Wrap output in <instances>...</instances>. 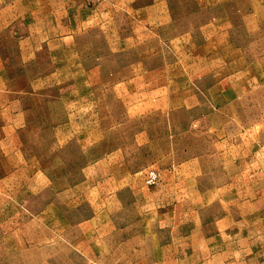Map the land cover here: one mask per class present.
I'll list each match as a JSON object with an SVG mask.
<instances>
[{
  "label": "rangeland",
  "instance_id": "1",
  "mask_svg": "<svg viewBox=\"0 0 264 264\" xmlns=\"http://www.w3.org/2000/svg\"><path fill=\"white\" fill-rule=\"evenodd\" d=\"M4 39L0 264H264V60L246 105L200 90L198 105L133 116L117 91L80 90L90 74L67 75L79 90H28L35 66L11 52L20 36Z\"/></svg>",
  "mask_w": 264,
  "mask_h": 264
},
{
  "label": "crops",
  "instance_id": "2",
  "mask_svg": "<svg viewBox=\"0 0 264 264\" xmlns=\"http://www.w3.org/2000/svg\"><path fill=\"white\" fill-rule=\"evenodd\" d=\"M3 33L5 43L20 36L11 52L35 66L28 90H79L67 85V75L90 74L80 90L117 91L133 116L153 106L198 105L189 92H209L214 106H237L252 87L241 84L264 60V0H0ZM130 52L129 60L108 67L110 58ZM41 58L47 60L39 69ZM109 74L116 77L111 85ZM3 122L6 139L12 121Z\"/></svg>",
  "mask_w": 264,
  "mask_h": 264
},
{
  "label": "built area",
  "instance_id": "3",
  "mask_svg": "<svg viewBox=\"0 0 264 264\" xmlns=\"http://www.w3.org/2000/svg\"><path fill=\"white\" fill-rule=\"evenodd\" d=\"M157 182V173L153 170H150L146 176L147 184H155Z\"/></svg>",
  "mask_w": 264,
  "mask_h": 264
}]
</instances>
